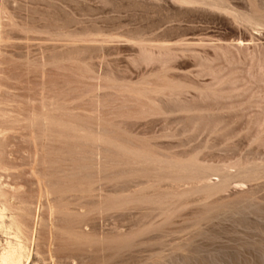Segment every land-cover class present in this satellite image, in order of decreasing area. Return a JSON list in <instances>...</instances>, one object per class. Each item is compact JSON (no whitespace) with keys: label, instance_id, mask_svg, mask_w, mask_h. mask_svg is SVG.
Returning <instances> with one entry per match:
<instances>
[{"label":"rangeland","instance_id":"rangeland-1","mask_svg":"<svg viewBox=\"0 0 264 264\" xmlns=\"http://www.w3.org/2000/svg\"><path fill=\"white\" fill-rule=\"evenodd\" d=\"M0 186L23 264H264V0H0Z\"/></svg>","mask_w":264,"mask_h":264},{"label":"bare ground","instance_id":"bare-ground-1","mask_svg":"<svg viewBox=\"0 0 264 264\" xmlns=\"http://www.w3.org/2000/svg\"><path fill=\"white\" fill-rule=\"evenodd\" d=\"M3 187V186H2ZM2 187L0 186V196L4 194V191L2 189ZM3 204H4V200H3ZM22 206V205H20ZM19 206V207H20ZM27 206V205H26ZM18 207V206H17ZM23 208V207H20ZM22 210V209H21ZM20 211V210H19ZM23 212V211H22ZM20 211V213H22ZM19 213V214H20ZM12 221V220H11ZM14 223V222H13ZM15 225L16 222L14 223ZM21 227V226H20ZM23 230V229H22ZM27 235V234H26ZM18 237V236H17ZM156 238V237H155ZM19 241V240H18ZM14 243V242H13ZM6 244H8L5 248H2L0 251V264H23V255L21 252V243L20 244H13L16 246H13L11 243V245L9 244V242H7ZM179 245V244H178ZM23 246V245H22ZM1 248V247H0ZM159 255V254H158ZM88 260V259H87ZM71 264H74L71 262Z\"/></svg>","mask_w":264,"mask_h":264}]
</instances>
